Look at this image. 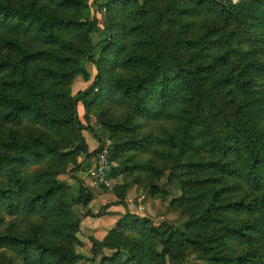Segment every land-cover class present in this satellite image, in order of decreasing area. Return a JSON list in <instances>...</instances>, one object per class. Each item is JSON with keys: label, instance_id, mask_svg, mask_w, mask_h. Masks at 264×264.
Wrapping results in <instances>:
<instances>
[{"label": "rangeland", "instance_id": "1", "mask_svg": "<svg viewBox=\"0 0 264 264\" xmlns=\"http://www.w3.org/2000/svg\"><path fill=\"white\" fill-rule=\"evenodd\" d=\"M30 1L0 0V3L18 6ZM79 1L87 4L84 10L62 9L58 5L60 0H44L43 3L48 11L55 10L71 17L80 14L88 19L95 17L99 25L104 23L110 28L116 46L104 55L105 60L100 64L107 98L99 100L87 110L82 103L77 105L82 123L92 129L82 130L81 134L87 151L77 154L76 158L66 165L64 172L56 176L57 181L66 190L67 201L78 221L79 231L70 242L48 233L42 236L49 244L71 245L78 255L76 264H99L101 258L114 252L103 245L108 232L126 215H138L149 219L154 226L167 224L173 230L198 240L217 241L209 245L207 251L198 240L195 244L185 242L183 248L173 250L175 256L166 257V264H207L205 260L209 253L215 256L214 264H223L224 258L231 259L250 251L264 254V205L259 203L261 192L251 185L240 170L239 158L232 151L224 152L219 144L214 143L202 130L203 125L200 122L193 127L189 126V130L185 131V121L192 116L189 103L178 98L168 106L157 109L152 98L149 100L148 110L138 114L115 92L117 80L131 83L142 71L124 66L121 62L124 55L141 51L138 45L139 34L130 29V19L127 17L129 5L117 8V12L112 14L110 6H107L112 0ZM168 1H172V4L174 2L177 9L184 7L189 12L174 11L172 16L177 18L178 22L170 25L168 31L167 28L162 29L165 36L173 37L178 34L181 38H197L209 34L210 43L204 57L199 61L209 63L214 58L221 57L206 74L203 82L205 86L211 78L229 70L236 74L248 67L252 60L264 62V51L259 49L262 36L252 25H242L236 17L227 16L220 8L219 11L209 5L195 7L190 0L153 2L164 6ZM220 1L237 4L240 0ZM90 39L92 44L96 45L101 37L95 30L90 34ZM7 40L9 43L5 42ZM68 41L73 43V46L55 47L53 52L74 59L73 64L77 71L68 80L67 89L71 95H75L92 83L98 71L90 61L77 53L76 39H72L70 35L66 37V42ZM13 42L20 43L28 51L42 47L32 31L0 30V54L15 58L11 44ZM184 51L185 55H189L195 49L187 48ZM99 56L100 53H96L94 58L100 61ZM68 63L72 64L71 60ZM45 64L56 66L50 61ZM36 66V62L29 63V71L35 80H40L43 88H46L49 85L48 74L43 70L38 73ZM82 72L88 73L90 80L85 81ZM255 80L245 85L247 94L238 90L235 83L231 87L227 85L219 89L216 96L218 105L232 111L233 104L249 102L247 95H250L252 103H256L257 99L258 104L264 107V76L255 77ZM7 92L14 98L24 96L23 90L10 89ZM244 110L247 114V109ZM204 111L215 138L221 142L227 141L225 128L218 124L213 116L214 110L205 107ZM3 113L4 108L0 106V133L3 136L12 134L24 137L31 131L42 133L53 141L52 133L39 124L26 120L16 126L4 118ZM249 120L255 125V135L262 138L264 119L260 121L261 124H255L254 119ZM123 143V148H115L116 144ZM105 145L109 147L110 170L103 183L97 175L96 160ZM96 149L98 151L93 153ZM38 167L40 166H31L29 172ZM2 179L0 176V181ZM80 190L87 194L83 205L76 202ZM249 202V208L239 205ZM41 219L40 213L10 212L0 206V234L10 232L15 236L40 239ZM123 230L130 238L135 237L141 241L147 259L152 260L161 252V245L156 243L155 239L165 232V228L160 229L157 234L145 232L143 235H139L137 229L132 226H125ZM233 230L245 234L235 235ZM248 233L251 238H247ZM94 241L99 244L92 251ZM0 264L31 263L24 262L10 250L0 248Z\"/></svg>", "mask_w": 264, "mask_h": 264}, {"label": "trees", "instance_id": "2", "mask_svg": "<svg viewBox=\"0 0 264 264\" xmlns=\"http://www.w3.org/2000/svg\"><path fill=\"white\" fill-rule=\"evenodd\" d=\"M153 1L112 0L107 5L114 14L117 8L128 4L130 29L138 32L140 38L138 45L141 51L124 55L121 62L124 66L141 69V74L131 83L117 80L115 92L138 114L148 110L149 100L152 98L157 109L168 106L178 98L186 100L191 106L192 116L189 115L190 119L185 121V131L189 130V126L193 127L200 122L203 125L202 130L214 143L219 144L224 152L232 151L239 158L240 170L246 179L260 190L259 203L264 205V135L258 138L254 133L255 125L249 120L251 118L255 124H261L260 121L264 119V107L258 104L257 99L256 103H252L250 95H247L249 102H236L232 111L219 106L216 101L218 90L227 85L231 87L233 83L238 90L247 94L245 85L255 82V77L264 76V62L252 60L248 67L236 74L229 70L225 74L214 76L205 86L203 82L206 74L221 58L216 57L209 63L199 61L208 48L210 35L204 34L197 38H181L178 34L173 37L165 36L162 29L167 28L168 31L170 25L178 22L177 18H173V12L185 13L189 10L184 7L177 9L172 1H168L164 6H159ZM190 1L195 7L209 5L215 10L220 8L227 16L236 17L242 25H252L262 36L259 49L264 51V0H240L237 4L220 0ZM43 2L44 0H31L28 4L18 6L0 3V30L32 31L42 45L35 51H28L20 43L13 42L11 44L15 58L0 54V106L4 108L3 116L16 126L29 120L54 136L53 141H50L42 133L31 131L24 137L12 134L5 137L0 133V176L3 178L0 181V206L10 212L40 213L42 218L40 239L15 236L8 232L0 234V248L12 251L26 263L76 264L78 255L71 245L49 244L43 236L48 233L70 242L79 231L78 221L67 201L66 190L57 181L56 176L64 172L66 165L75 159L77 154L87 151L81 134L82 130L92 129L82 123L77 105L82 103L87 110L99 100L107 98L100 64L105 60L104 55L114 50L116 45L110 28L104 23L99 25L95 17L88 19L81 14L71 17L55 10L48 11ZM58 5L62 9L77 8L80 11L87 7L85 2L79 0H60ZM95 30L101 40L93 45L90 34ZM70 35L72 39H76L77 53L90 61L98 71L92 83L75 95H71L67 89L68 80L77 71L73 64L74 59L53 52L55 47L73 46V43L66 42V37ZM5 42L9 43L8 40ZM187 48L195 51L185 55L184 50ZM96 53H100V61L94 58ZM69 60L72 64L68 63ZM46 61L56 66H47ZM31 62H36L38 73L43 70L48 74L49 85L46 88L30 73L28 64ZM82 73L85 81L90 80L88 73ZM10 89L23 90L24 96L14 98L7 92ZM95 89L98 91L95 92ZM205 107L214 110L213 116L218 124L225 128L227 141L221 142L215 138L211 124L205 116ZM244 109H247V114ZM123 145L124 143L116 144L115 148H123ZM35 165L40 167L29 172L31 166ZM85 194L84 190H80L76 199L78 204H85ZM239 205L249 208L250 202ZM125 226L136 228L139 235L145 232L157 234L160 229L165 228V232L155 239V242L161 245V252L157 257L147 259L141 241L124 234ZM233 232L235 235L245 234L239 233L238 230ZM246 236L251 238L249 233ZM191 237L173 230L167 224L154 226L145 217L126 215L106 235L103 245L114 252L101 258L99 264H166L167 256H175V248H183L185 242L196 243L198 238ZM198 241L206 251L210 248L209 245L217 243L216 240L211 242L210 239ZM98 244L99 242L94 241L92 251ZM209 255L210 253L205 261L207 264H214L215 256ZM224 259L223 264H264V254L254 251Z\"/></svg>", "mask_w": 264, "mask_h": 264}, {"label": "built area", "instance_id": "3", "mask_svg": "<svg viewBox=\"0 0 264 264\" xmlns=\"http://www.w3.org/2000/svg\"><path fill=\"white\" fill-rule=\"evenodd\" d=\"M109 147L105 145L102 149L101 153L97 156L96 160V170L97 175L100 178V181L105 183L104 178L107 172L110 170V163H109Z\"/></svg>", "mask_w": 264, "mask_h": 264}]
</instances>
